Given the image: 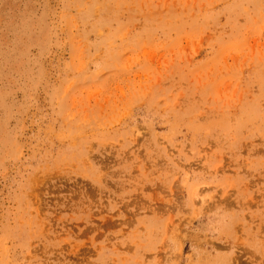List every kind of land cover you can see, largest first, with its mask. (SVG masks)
<instances>
[{
  "label": "rangeland",
  "instance_id": "rangeland-1",
  "mask_svg": "<svg viewBox=\"0 0 264 264\" xmlns=\"http://www.w3.org/2000/svg\"><path fill=\"white\" fill-rule=\"evenodd\" d=\"M0 264H264V0H0Z\"/></svg>",
  "mask_w": 264,
  "mask_h": 264
}]
</instances>
